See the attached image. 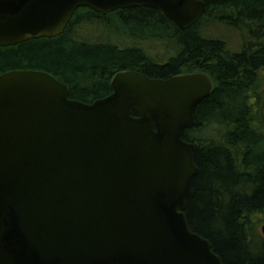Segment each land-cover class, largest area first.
Instances as JSON below:
<instances>
[{
	"label": "water",
	"instance_id": "water-1",
	"mask_svg": "<svg viewBox=\"0 0 264 264\" xmlns=\"http://www.w3.org/2000/svg\"><path fill=\"white\" fill-rule=\"evenodd\" d=\"M140 6L183 30L206 10L203 0H0V46L58 36L80 7ZM111 84L86 103L46 71L0 75V264H224L185 212L199 169L184 134L210 78L126 70Z\"/></svg>",
	"mask_w": 264,
	"mask_h": 264
},
{
	"label": "trees",
	"instance_id": "trees-1",
	"mask_svg": "<svg viewBox=\"0 0 264 264\" xmlns=\"http://www.w3.org/2000/svg\"><path fill=\"white\" fill-rule=\"evenodd\" d=\"M203 1V17L186 30L152 7L106 15L80 7L58 36L0 46V75L46 71L70 87L71 98L86 103L110 95L112 79L121 71L160 79L210 76L213 90L184 134L195 145L199 169L186 217L224 264H264V0ZM212 25L243 31L242 48L233 50L228 41L209 34ZM88 29H104L114 39L103 31L92 40ZM154 41L174 52L158 55L142 46ZM204 131L210 136L202 138Z\"/></svg>",
	"mask_w": 264,
	"mask_h": 264
},
{
	"label": "rangeland",
	"instance_id": "rangeland-1",
	"mask_svg": "<svg viewBox=\"0 0 264 264\" xmlns=\"http://www.w3.org/2000/svg\"><path fill=\"white\" fill-rule=\"evenodd\" d=\"M103 31H104V29H100V31L97 29H88L86 35L88 38H91L92 40H97L98 35H99V34L97 35V33L103 32ZM210 33H212L216 37H219V38H222V39L228 41L229 46L233 50H240L242 48L243 43H244V37H243L244 32L241 30H237L236 28H229V27H225V26L212 25L209 28V34ZM105 34H107V38L109 40L114 39V35H111L110 32L109 33L105 32ZM122 40L124 42H129L128 39H125V38H123ZM142 46L149 48L151 51L154 52V54L157 53L158 55L162 54L164 52L166 53V55L170 54V52H172V53L174 52V49L172 46L167 45L165 42H162V41L142 43ZM166 59H167V56H164V60H166ZM209 136L210 135L204 131L202 138L203 137L206 138Z\"/></svg>",
	"mask_w": 264,
	"mask_h": 264
},
{
	"label": "flooded vegetation",
	"instance_id": "flooded-vegetation-1",
	"mask_svg": "<svg viewBox=\"0 0 264 264\" xmlns=\"http://www.w3.org/2000/svg\"><path fill=\"white\" fill-rule=\"evenodd\" d=\"M207 75V74H206ZM208 76V75H207ZM209 78H210V80H211V82H212V90H213V81H212V79H211V77L210 76H208Z\"/></svg>",
	"mask_w": 264,
	"mask_h": 264
}]
</instances>
